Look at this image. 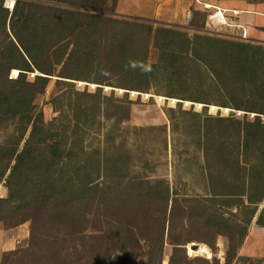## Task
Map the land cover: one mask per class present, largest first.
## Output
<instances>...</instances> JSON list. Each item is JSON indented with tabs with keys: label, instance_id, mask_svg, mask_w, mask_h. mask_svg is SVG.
<instances>
[{
	"label": "trees",
	"instance_id": "obj_1",
	"mask_svg": "<svg viewBox=\"0 0 264 264\" xmlns=\"http://www.w3.org/2000/svg\"><path fill=\"white\" fill-rule=\"evenodd\" d=\"M3 2L0 222H29V235L0 264H162L165 240L168 264H220L185 248L215 253L217 236L228 239L225 264L263 261L238 250L252 224L264 227V43L211 31L195 9L182 26L120 15L118 0H16L12 11ZM53 76L45 120L35 99ZM103 86L178 99L163 109L167 124L134 127L158 131L165 157L170 146L173 177L157 173L153 151L127 149L129 127L115 119L133 100ZM196 178L202 190L188 192Z\"/></svg>",
	"mask_w": 264,
	"mask_h": 264
},
{
	"label": "rangeland",
	"instance_id": "obj_2",
	"mask_svg": "<svg viewBox=\"0 0 264 264\" xmlns=\"http://www.w3.org/2000/svg\"><path fill=\"white\" fill-rule=\"evenodd\" d=\"M207 21V20H206ZM210 23V22H209ZM214 25L210 23V25H207V28L211 31L220 32V34H226L233 38H240L238 36L230 34V30H228L229 27L225 25ZM213 27V28H212ZM226 28V29H225ZM216 29V30H215ZM241 39V38H240ZM242 40H247L242 38ZM154 58V53H151L150 60L152 61ZM15 70V69H14ZM13 70V71H14ZM18 70H16L17 72ZM15 72V73H16ZM11 73V71H10ZM35 73L29 72L28 73V79H32L34 77ZM9 77V76H8ZM55 79L56 77H52L51 81L49 82L46 91L44 94L37 96L35 99V103L38 105L39 108L42 109L44 114V119L49 120L54 116V112L52 109V106L50 104V100L52 96L55 94ZM74 83V87L79 90L88 89L89 91H94L97 87V84L87 81H81V80H72ZM113 89L116 95L121 96L125 91L129 92L130 99L133 100V103L130 105V110L128 113H122L119 115L118 118L115 119V121L123 128L129 127L126 129L125 133L123 134V139L126 141L127 149H131L132 153L142 152L145 154H150L151 151L154 152V155L159 158V162H157V173H167L169 177H173L174 171L170 165L171 160V150L170 146L168 147V155L167 157L163 154V143L161 141H154V139H158L156 137L157 134H159L158 131H153L152 133L144 130V131H138L135 130L134 127H151V126H158V125H165L168 123L167 118L164 114V107L166 106H175L178 99L167 97L161 94H156L153 91L150 92H138L133 90H125L122 88L117 87H110V86H103V90L106 93H109ZM183 107L184 108H190L192 107L196 111L202 110L203 104L197 103V102H191L187 100H183ZM208 111L212 114H215L217 112H220L222 115H227L229 111H234L227 107H219L215 105H209ZM237 115H242L241 111H235ZM252 116V115H250ZM264 119V116H263ZM111 124V121H108L107 126ZM133 127V128H132ZM154 138V139H153ZM4 137L0 135V140L2 141ZM141 140V141H140ZM144 142V143H142ZM170 145V144H169ZM139 149V151H137ZM185 178V177H184ZM186 189L188 192H198L202 190V182L199 178H196L193 183H190L188 186H186ZM0 195H6V188L3 185H0ZM264 206V202L260 205V208ZM27 225L28 234L26 237L19 238L17 240V244L15 246H21L26 242V239L29 235V222H25ZM23 223V224H25ZM21 224V225H23ZM3 225V224H2ZM20 226V225H19ZM4 227V226H3ZM21 234L23 235L24 232L21 231ZM264 233H252L253 239H257L258 243L256 244V247L254 248L255 254L257 255H246L241 253V250H238L239 255H246L251 256L255 259H262L263 261H253V264H264V239L262 236ZM21 237V236H20ZM191 243H196L200 247L203 246L209 251L208 255H203L202 252L199 253L198 251L189 250L187 247ZM249 242L247 241L245 245V252H250V246L248 248ZM228 247V239L225 236H217L216 237V249L215 253H213L212 249L203 242L193 241L188 244H186V254L188 257H195L200 256L202 258L211 260L213 256H216L219 260L220 264H225L226 261V251ZM14 249V248H13ZM172 246L169 244L167 240H165L164 248H163V260L162 264H168V257L171 254ZM2 254V253H1ZM200 254V255H199ZM208 256V257H207ZM1 257V256H0ZM254 259V260H255ZM241 261H237V259L232 260L231 264H240ZM244 264H249L248 261H242ZM114 264V263H112ZM138 264H146L145 262H142L138 259Z\"/></svg>",
	"mask_w": 264,
	"mask_h": 264
},
{
	"label": "crops",
	"instance_id": "obj_3",
	"mask_svg": "<svg viewBox=\"0 0 264 264\" xmlns=\"http://www.w3.org/2000/svg\"><path fill=\"white\" fill-rule=\"evenodd\" d=\"M204 5L217 6L226 9L225 15L235 24L241 25L246 31L247 40L264 43V1L248 0H118L116 11L124 16H137L163 23L187 26L191 10H201L207 13L213 8H204ZM237 11L233 14L231 11ZM206 24L210 25L206 17ZM226 29V28H225ZM230 34L240 36L242 29L236 26L229 27ZM21 231L24 234H21ZM264 233V227L252 224L243 241L240 250L246 255L255 254L254 248L258 243L252 233ZM28 234L26 223L14 229H5L0 222V256L3 251L15 248L19 238ZM21 236V237H20ZM264 239V235L262 236ZM249 242L250 252H245V245Z\"/></svg>",
	"mask_w": 264,
	"mask_h": 264
},
{
	"label": "built area",
	"instance_id": "obj_4",
	"mask_svg": "<svg viewBox=\"0 0 264 264\" xmlns=\"http://www.w3.org/2000/svg\"><path fill=\"white\" fill-rule=\"evenodd\" d=\"M16 0H4L3 6L7 8L9 11H12L14 4ZM204 8H213V11L208 13L207 18L211 24L215 25H225L227 27H232L236 26L242 29L241 35L239 36L241 39L246 37V31L244 28L241 27L239 24H235L229 20V18L225 15V12L227 11L226 9L213 6L211 7L210 5H204ZM233 14H236L237 11L232 10L231 11ZM213 26V27H214ZM212 27V28H213ZM215 28V27H214ZM216 30V29H215ZM18 71L15 73L13 70H11V73L9 75V78H15L17 76Z\"/></svg>",
	"mask_w": 264,
	"mask_h": 264
},
{
	"label": "water",
	"instance_id": "obj_5",
	"mask_svg": "<svg viewBox=\"0 0 264 264\" xmlns=\"http://www.w3.org/2000/svg\"><path fill=\"white\" fill-rule=\"evenodd\" d=\"M189 249H191V250H193V251H198L199 250V248H200V246L198 245V244H196V243H191V244H189L188 246H187ZM202 254L203 255H206V253L205 252H202Z\"/></svg>",
	"mask_w": 264,
	"mask_h": 264
},
{
	"label": "bare ground",
	"instance_id": "obj_6",
	"mask_svg": "<svg viewBox=\"0 0 264 264\" xmlns=\"http://www.w3.org/2000/svg\"><path fill=\"white\" fill-rule=\"evenodd\" d=\"M14 72H16V70H14ZM189 250H191V249H189ZM209 250V249H208ZM205 247H203V246H201L200 248H199V250H198V252L199 253H201V252H205L206 253V255H208L209 256V251H208ZM200 255V254H199ZM207 256V257H208Z\"/></svg>",
	"mask_w": 264,
	"mask_h": 264
}]
</instances>
